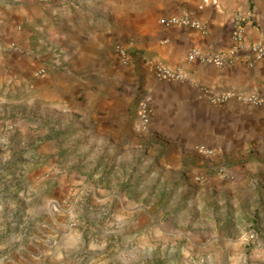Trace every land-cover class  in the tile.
<instances>
[{
    "label": "crops",
    "instance_id": "obj_1",
    "mask_svg": "<svg viewBox=\"0 0 264 264\" xmlns=\"http://www.w3.org/2000/svg\"><path fill=\"white\" fill-rule=\"evenodd\" d=\"M182 13H191L204 30L160 22ZM238 21L249 42L264 46V0H0V50L43 60H85L105 55L113 39L128 38L133 60L118 73L126 87L117 82L112 97L98 88L99 102L85 111V140L96 142L104 160L112 156L117 168L131 170L137 158L162 188L177 187L199 199L207 195L198 204L199 221L209 202L210 212L222 215L223 222L227 214L238 218L247 206L253 228L264 232V60L224 67L187 60L192 47L230 49ZM149 63L180 69L187 79H159ZM139 91L153 109L143 133ZM242 93L256 94L262 103L235 96L222 103L211 99L212 94ZM199 148L216 153L204 156ZM220 167L227 178L217 174ZM202 175L204 181L198 182Z\"/></svg>",
    "mask_w": 264,
    "mask_h": 264
},
{
    "label": "rangeland",
    "instance_id": "obj_2",
    "mask_svg": "<svg viewBox=\"0 0 264 264\" xmlns=\"http://www.w3.org/2000/svg\"><path fill=\"white\" fill-rule=\"evenodd\" d=\"M127 40L85 60L0 50V264H264L263 230L248 238L249 207L223 222L209 202L199 221L207 195L162 188L137 158L117 168L85 140L98 88L112 97L117 82L126 87L118 73L132 62L115 47L130 51Z\"/></svg>",
    "mask_w": 264,
    "mask_h": 264
},
{
    "label": "built area",
    "instance_id": "obj_3",
    "mask_svg": "<svg viewBox=\"0 0 264 264\" xmlns=\"http://www.w3.org/2000/svg\"><path fill=\"white\" fill-rule=\"evenodd\" d=\"M160 22L165 26L177 27H193L204 30V24L198 21L191 13H182L179 15L163 17ZM234 45L225 51L205 52L200 48L192 47L187 53V60L189 62L201 61L208 64H213L219 67L230 66L235 62H243L249 65L257 61L264 60V46L251 43L246 39L241 21H238L233 31ZM115 52L121 64H130L133 60V54L127 47L117 44ZM151 71L159 79L166 80H181L187 79V76L180 69H173L161 63H149ZM34 76L43 78L46 76L45 68L35 70ZM230 96H235L239 100L249 104H261L262 98L256 94H212L211 99L214 103L225 102ZM137 102V116L141 127H148L151 123L153 109L151 107L149 97L144 91H139L136 95ZM198 152L204 156L211 157L216 151L214 149L199 148ZM217 174L222 178L228 177V172L225 167L217 168ZM204 176H200L198 180H203ZM258 224L261 221L258 220ZM257 224V225H258ZM260 228L256 226L249 234L248 238L255 241L258 239Z\"/></svg>",
    "mask_w": 264,
    "mask_h": 264
}]
</instances>
